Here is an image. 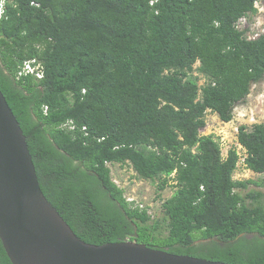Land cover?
<instances>
[{
    "label": "trees",
    "instance_id": "obj_1",
    "mask_svg": "<svg viewBox=\"0 0 264 264\" xmlns=\"http://www.w3.org/2000/svg\"><path fill=\"white\" fill-rule=\"evenodd\" d=\"M257 1H5L0 88L45 196L81 239L264 264V192L243 194L257 182L234 179L238 151L223 156L200 132L208 110L231 121L264 77V34L239 26ZM33 58L41 78L23 72ZM238 142L263 173L264 123L241 125ZM109 163L133 167L158 191L173 181L162 216L130 200ZM0 264H13L1 239Z\"/></svg>",
    "mask_w": 264,
    "mask_h": 264
},
{
    "label": "water",
    "instance_id": "obj_2",
    "mask_svg": "<svg viewBox=\"0 0 264 264\" xmlns=\"http://www.w3.org/2000/svg\"><path fill=\"white\" fill-rule=\"evenodd\" d=\"M0 239L13 264H231L133 240L81 239L45 196L27 137L1 88Z\"/></svg>",
    "mask_w": 264,
    "mask_h": 264
},
{
    "label": "rangeland",
    "instance_id": "obj_3",
    "mask_svg": "<svg viewBox=\"0 0 264 264\" xmlns=\"http://www.w3.org/2000/svg\"><path fill=\"white\" fill-rule=\"evenodd\" d=\"M256 6L258 8L256 14L242 18L239 22L240 28H246L247 34L251 38L264 34V0L257 1ZM197 65L198 63L194 67ZM194 74L199 75V72L195 70ZM204 81V78H201L199 83L202 84ZM262 122L264 123V77L252 85L250 93L243 101L237 103L231 121H222L216 112L209 110L206 113V125L200 130L202 135L213 134L215 136L225 156L230 148L237 147L240 150L242 161L233 175L234 179H252L258 183L249 184L242 190L243 194L251 190L264 192V172H254L246 165L245 152L238 143V130L241 125H248V128L251 129L253 124ZM109 165L112 169L113 179L126 189L129 198H135L143 206H148L151 213H154L152 217L162 216V202L170 197L175 190L171 186L172 181L164 190L158 191L157 184L151 180L139 178L133 167L120 163H109ZM158 193H160V197L157 196ZM165 231L163 225L156 229V232L161 234H164Z\"/></svg>",
    "mask_w": 264,
    "mask_h": 264
},
{
    "label": "built area",
    "instance_id": "obj_4",
    "mask_svg": "<svg viewBox=\"0 0 264 264\" xmlns=\"http://www.w3.org/2000/svg\"><path fill=\"white\" fill-rule=\"evenodd\" d=\"M3 8L1 7L0 16L2 13ZM37 61L36 58L26 60L23 67V72L32 73L37 77L41 78L43 76V72L41 70L40 65H35L34 62Z\"/></svg>",
    "mask_w": 264,
    "mask_h": 264
},
{
    "label": "clouds",
    "instance_id": "obj_5",
    "mask_svg": "<svg viewBox=\"0 0 264 264\" xmlns=\"http://www.w3.org/2000/svg\"><path fill=\"white\" fill-rule=\"evenodd\" d=\"M5 1H6V0H0V11H1V7L3 8L2 13H1V16H2V14H3L4 11H5ZM1 16H0V17H1ZM34 64H35V65H38V64L40 65L41 70H42L43 75H44V68H43V65L41 64V62H39V61L37 60V61L34 62ZM172 183H174V182L172 181ZM128 198H129V197H128ZM129 199L137 202V200H136L135 198H133V199L129 198ZM137 203L140 204L139 202H137ZM140 205L143 206L142 204H140ZM143 207H145V206H143ZM149 210H150V208H149ZM150 212H151V211H150Z\"/></svg>",
    "mask_w": 264,
    "mask_h": 264
},
{
    "label": "bare ground",
    "instance_id": "obj_6",
    "mask_svg": "<svg viewBox=\"0 0 264 264\" xmlns=\"http://www.w3.org/2000/svg\"><path fill=\"white\" fill-rule=\"evenodd\" d=\"M194 68H195V67H194ZM208 111H209V110H208ZM238 143H239V142H238ZM239 144H240V143H239ZM240 145H241L242 150H243L244 152H246V151H245V148L243 147V145H242V144H240ZM234 149H236V150L238 151V154L240 155V160H239V162H238V166H239V164H241V161H242V155H241L240 150L237 149V147H234ZM228 151H229V150H228ZM222 153H223V150H222ZM227 153H228V152H227ZM223 156H225L224 153H223ZM244 160H245V158H244ZM244 164H245V163H244ZM237 168H238V167H237ZM237 168H236V170H237ZM172 174L174 175L175 172H173ZM136 203H137V202H136ZM142 207H143V206H142ZM142 207H141V208H142Z\"/></svg>",
    "mask_w": 264,
    "mask_h": 264
}]
</instances>
